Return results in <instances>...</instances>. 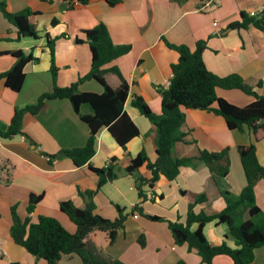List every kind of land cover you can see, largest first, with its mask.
<instances>
[{"label":"crops","instance_id":"0c3cea01","mask_svg":"<svg viewBox=\"0 0 264 264\" xmlns=\"http://www.w3.org/2000/svg\"><path fill=\"white\" fill-rule=\"evenodd\" d=\"M12 13L30 9L36 13L31 21L39 31V38L21 37L18 30L0 11V74L9 71L16 59L8 53L32 52L37 62L26 66V79L17 93L0 80V123L6 129L16 109L35 104L39 97L53 89L52 58L48 45L49 35L56 39L55 63L58 68L57 85L69 87L92 68V52L85 40L84 31L99 24L107 26L115 45H128V54L118 58L106 68L116 67L129 85L125 110L140 130V136L132 139L123 149L108 129L103 128L96 137V153L90 161L94 168H104L110 162L116 167L117 178L97 189L98 178L87 166L77 167L69 158L51 159L62 151L83 148L90 137L89 127L80 119L67 99L47 101L36 115L26 113L23 118V134L12 138L0 136V157L15 166L10 183H5L0 168V264H48L38 259L11 237L12 208L22 220L37 223L39 218L57 219L64 228L74 234L77 226L61 210V204L71 201L76 207H84L81 193L97 191L94 197L96 212L109 220L119 217L118 207L127 215L124 228L111 242L107 232L96 231L91 238L112 258L124 264H206L196 251L187 245H177L169 222L187 219L189 205L196 196L207 194L210 201L200 204L196 211L208 215L218 214L227 206L224 193L229 198L240 196L246 185L239 149L254 142L251 131L230 130L225 119L213 112L184 109V131L188 139H195L202 150L220 152L230 150V172L227 178L214 180L208 168L194 161L180 169L179 176L169 181L161 177L146 196L152 199L140 203L142 198L136 188V176L126 172L132 159L145 152L154 163L157 158L156 131L153 124L133 106L136 97L142 98L152 112L162 114L161 89L172 78V65L179 61L177 51L167 43L185 45L192 51L197 43L206 42L203 59L207 69L218 77L239 75L264 96V32L254 26L228 30L241 21L242 14L260 15L264 0H124L111 7L107 0H91L86 5L69 7L68 0H1ZM214 23H218L215 26ZM107 84L118 89L120 78L114 73L105 75ZM260 83V85L258 84ZM79 92H104L96 80H87L79 86ZM220 98L238 107H246L255 97L241 90L217 89ZM82 114H91L88 105L81 107ZM4 129V130H6ZM3 130V129H0ZM257 157L264 167V136L256 143ZM197 147L178 143L173 149L176 158L194 157ZM138 176L150 179L151 171L143 166ZM42 195L35 211L28 213L30 196ZM258 207L264 214V182L255 188ZM143 215L133 212L135 207ZM145 215L162 218L153 221ZM250 218L244 211L239 222ZM193 228H196L194 226ZM205 235L214 246L226 243L236 248L229 236V226L215 222L205 226ZM143 236L145 245L139 238ZM59 264H82L76 256H64ZM213 264H234L228 256H217ZM253 264H264V246L255 250Z\"/></svg>","mask_w":264,"mask_h":264},{"label":"trees","instance_id":"16d2710c","mask_svg":"<svg viewBox=\"0 0 264 264\" xmlns=\"http://www.w3.org/2000/svg\"><path fill=\"white\" fill-rule=\"evenodd\" d=\"M74 0H68L69 7ZM124 0H107L111 6H117ZM187 1V0H178ZM80 5L86 6L91 0H78ZM0 11L3 16L19 32L21 37L39 38V31L31 21L36 15L30 9L12 13L5 2L0 0ZM254 26L264 32V11L257 16L242 14L241 21L232 23L228 30L248 28ZM85 40L77 39V43H87L92 52V68L88 75L81 77L69 87L57 85L58 68L55 63L56 39L49 35L48 45L51 52L53 76V89L42 94L35 104L22 109H16L15 115L6 130H0V136L12 138L23 134V118L26 113L38 114L47 101L55 99H67L73 105L80 119L89 127L90 137L85 147L62 151L51 159L69 158L77 167L87 166L89 171L97 176L100 189L106 183L117 178L116 167L110 162L104 168H94L90 161L96 153L95 142L98 133L106 128L115 141L126 149L129 142L140 136V130L132 121L125 110V103L129 95V85L116 67L106 68L118 58L129 53L131 46L115 45L107 26L99 24L92 29L84 31ZM167 46L179 54V61L172 65V78L168 88H162V114L155 115L145 101L136 97L133 106L153 124L156 131L157 160L152 163L143 151L131 160L126 172L136 176V188L139 196L146 200V189L152 191L155 184L163 176L169 181L175 180L183 166L190 165L194 161L204 164L216 181L225 179L230 172V150L220 152L202 150L197 146L195 139H188L189 133L184 131L186 115L184 109L202 110L213 112L225 119L230 130H243L247 127L254 137V142L239 149L241 165L246 178V185L240 196L236 199L229 198L224 193L227 203L224 211L218 214L208 215L203 211L197 212L196 207L210 201L207 194L196 196L195 201L189 205L187 219L182 222H169V226L177 245H187L190 251H196L202 262L213 264L217 256H228L234 264H253L255 250L264 246V214L258 207L255 196V188L264 182V167L257 157L256 143L264 136V96L255 92V87L247 83L239 75L218 77L210 72L204 62L203 53L207 47L205 41L197 43L192 51L185 45ZM7 53H0V56ZM11 54L16 62L12 68L0 74V80H5L6 86L14 92H21L24 87L28 64L37 62L38 59L32 52L16 51ZM107 73L116 74L121 85L118 89L111 88L105 79ZM96 80L103 88L102 94L79 92V86L87 80ZM260 85V83H258ZM217 89L241 90L247 95L255 97V101L246 106L238 107L220 98ZM88 105L92 109L91 114H82L81 107ZM178 143L194 145L197 155L194 157L176 158L173 149ZM146 166L152 173L150 179L138 176L139 170ZM0 168L4 174L5 183H10L15 174V166L7 159L0 157ZM97 191L81 193L84 207H76L73 202L66 201L61 204V210L77 226L76 233L72 234L55 218L40 217L37 223H31L30 219L22 220L16 208H12L13 226L11 237L14 242L25 248L38 259H44L48 264H59L62 257L76 255L82 264H124L105 253L91 238L96 231L107 232L111 242L117 238L118 232L124 228L127 215L118 207L119 217L109 220L96 212L94 197ZM43 199L42 195L30 196L28 213L35 211L36 206ZM250 218L240 221L244 211ZM133 212L143 215V210L135 207ZM153 221H162V218L145 215ZM215 222L218 225L229 226V236L236 242L237 247L231 248L226 243L220 246L212 245L206 235L205 226ZM196 226V228H193ZM142 246L145 245L144 237L139 238ZM177 264H186L183 260Z\"/></svg>","mask_w":264,"mask_h":264},{"label":"built area","instance_id":"2783aa9c","mask_svg":"<svg viewBox=\"0 0 264 264\" xmlns=\"http://www.w3.org/2000/svg\"><path fill=\"white\" fill-rule=\"evenodd\" d=\"M71 4H73L74 6H78L80 5L78 0H74L71 2ZM264 11V10H263ZM251 16H257L256 13H252ZM215 26H218V23H214ZM170 86V81H167L164 85L163 88H168ZM153 197L152 196H147L146 200H149V199H152ZM145 200L142 199L140 203H143Z\"/></svg>","mask_w":264,"mask_h":264},{"label":"water","instance_id":"95a60500","mask_svg":"<svg viewBox=\"0 0 264 264\" xmlns=\"http://www.w3.org/2000/svg\"><path fill=\"white\" fill-rule=\"evenodd\" d=\"M0 129H6L5 126H2L1 123H0Z\"/></svg>","mask_w":264,"mask_h":264}]
</instances>
